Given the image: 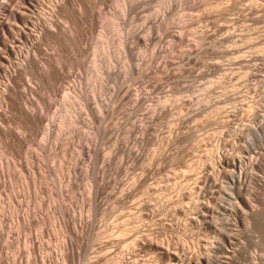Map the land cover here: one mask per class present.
<instances>
[{"label":"rangeland","instance_id":"rangeland-1","mask_svg":"<svg viewBox=\"0 0 264 264\" xmlns=\"http://www.w3.org/2000/svg\"><path fill=\"white\" fill-rule=\"evenodd\" d=\"M53 1L14 0L12 8L20 3L31 17L14 27L15 34L19 28L28 32L26 37L7 35L17 52L35 37L33 23ZM84 1L86 12L79 1L70 4V12L84 19L79 46L70 42L72 22L55 14L59 23L53 29L69 30V36L62 32L58 43L39 40L44 45L42 59L35 54L37 74L18 79L17 91L32 97L23 106L46 109L33 110L48 119L42 116L37 129L50 131L36 130L33 138L20 130L0 99V112L9 117L0 118V128L11 126L9 131L25 138L16 142L19 155L0 139V256L9 254L0 264H176L173 255L264 264V217L256 224L247 216L232 191L233 172L228 177L220 163L244 159L243 196L264 212V0ZM121 39L127 40L124 46ZM42 56L53 57L62 76L51 82L53 91L40 81L45 61L52 59ZM6 67L0 65V81ZM254 124L262 136L252 131ZM225 232L233 243L222 241Z\"/></svg>","mask_w":264,"mask_h":264},{"label":"bare ground","instance_id":"bare-ground-1","mask_svg":"<svg viewBox=\"0 0 264 264\" xmlns=\"http://www.w3.org/2000/svg\"><path fill=\"white\" fill-rule=\"evenodd\" d=\"M17 1V0H16ZM30 0H21V4H25V3H27V2H29ZM43 1V0H42ZM76 1H79V5H80V7H81V11L83 12H86L87 11V6H86V3H85V1L84 0H76ZM87 1H89V0H87ZM95 2H97L98 4L101 2H98V0L96 1V0H94ZM94 1H92V2H94ZM103 1V0H102ZM106 2H107V0H105ZM105 1L103 2V3H105ZM1 2H2V0H1ZM14 2V0H5V1H3L2 3H1V5H0V47L2 46V48L4 49L3 51H1V48H0V61H1V66L2 65H6V66H8L9 67V69L7 70V72H6V74H4L5 75V77H4V81H0V99H2L4 102H5V104H6V106H7V108H10V112L12 111V112H14V120L18 123V127H19V129L20 130H23L24 132H28V133H30L31 135H32V133L34 134V133H36V130H38L37 129V127H39L40 128V123H43L44 124V116L43 115H41V116H39L41 113L40 112H42L43 113V109H45V108H43V107H40V108H42L41 109V111L39 112L40 114L38 115V111H37V113L36 112H34L33 110H36V109H38L36 106H34V107H36L35 109H32V108H34L32 105V107L31 106H29V109H30V107H31V109H32V111H29L26 107H24L23 106V103L24 102H26V104H30V99L32 98L31 96V98L29 97L28 99H27V95H26V92L24 91L23 92V90H22V92H18L17 90H19V89H17L18 88V79L20 78V77H24V75H26V74H30V73H34L35 75L37 74V72L38 71H36L37 69H38V67H39V62H37V60H38V58L36 59L35 57V54H37L38 56L37 57H39L40 58V56H39V54H38V52L39 51H41L42 50V48H41V46H43V45H39L41 42H44V41H41V40H44L43 38H47V37H50V39L51 38H54V40H55V42H57L56 41V39L55 38H58L59 37V34H61L62 32H63V30H62V27L60 28V27H57V28H59V29H61V33H59L58 34V32L55 30V29H53L55 26H57V24L59 23V22H55V18L53 19V17L55 16V14H59V15H61V16H63V17H66L69 21H71L72 22V24H73V28H72V31H73V34H72V36H70V37H72L71 38V41L70 42H72V44L74 45V46H76L77 45V47L79 46L78 45V40L80 39V37H81V25H82V22L84 21V19H83V21H82V19H80V18H76L75 17V14L73 15L72 13L74 12L73 10V12L71 13L70 12V9H72V8H70V4H71V0H54L52 3H51V6L49 7V10L48 11H45V12H42L41 13V15H39L38 17H36V21L33 23V27H34V31H35V37L33 38V39H31L29 42H27V43H29L28 44V46L26 47V48H24L23 47V49H21V51L20 52H17L16 51V46H14V44L13 43H9L8 41H7V35H13L14 34V36L16 37V35L18 36V37H20V38H24V37H26L27 36V33L25 32V30L23 29V28H19L18 29V31L19 32H17L16 34H15V32H14V27H15V24L16 23H19V22H22V21H24V19L26 18V16L28 17V15H25V12H24V9H23V7H22V5L19 3V5H18V7H16L15 6V8H12V3ZM94 2V3H95ZM18 2H15V4L14 5H16ZM35 3V2H34ZM38 3V2H37ZM74 3H75V1H74ZM74 3H72V5L74 4ZM41 4V3H40ZM92 4V3H91ZM12 5V6H11ZM21 5V6H20ZM77 5V4H76ZM25 6V5H24ZM133 6V5H132ZM26 7V6H25ZM77 7V6H76ZM92 7V6H91ZM130 7H129V5H128V9H129ZM132 8V7H131ZM133 8H135L134 6H133ZM27 9V8H26ZM29 9H31V8H29ZM75 9V8H74ZM78 9V10H79ZM79 10V11H80ZM96 10V9H95ZM76 11V10H75ZM94 11V10H93ZM126 11V10H125ZM132 11V10H131ZM94 12H96V11H94ZM170 12V11H169ZM29 13V12H28ZM75 13V12H74ZM93 13V12H92ZM130 13H132V12H130ZM129 13V14H130ZM78 14V13H77ZM3 15H6L5 17H2ZM33 15V14H32ZM83 15L84 16H86L84 13H83ZM83 15H82V17H83ZM168 15V14H167ZM57 16V15H56ZM30 17V16H29ZM28 17V18H29ZM81 17V16H80ZM31 18V17H30ZM87 18V17H86ZM263 18V17H262ZM88 19V18H87ZM93 19H94V17H93ZM32 21V20H31ZM57 21V20H56ZM93 21V20H92ZM260 21V20H259ZM164 22V21H163ZM28 24V23H27ZM61 24V23H60ZM90 24H92V23H90ZM65 25V24H64ZM87 26H89L88 24H86ZM17 26V25H16ZM23 26V25H22ZM28 26H29V24H28ZM31 26V25H30ZM61 26H62V24H61ZM70 26V25H69ZM32 27V28H33ZM71 27H72V25H71ZM91 28V27H90ZM58 29V30H59ZM69 29H71V28H69ZM85 29H86V27H85ZM67 30V29H66ZM27 31V30H26ZM33 31V30H32ZM33 31V32H34ZM69 31V30H68ZM68 31H64V32H68ZM71 31V30H70ZM64 32H63V34H64ZM94 32V31H93ZM133 32H131V34H132ZM134 34V33H133ZM133 34H132V36H133ZM66 35L67 36H69L67 33H66ZM65 34H64V36L63 37H65L66 36ZM92 35H93V33H92ZM184 36V35H183ZM9 37V36H8ZM29 37H30V34H29ZM61 37V36H60ZM59 37V38H60ZM63 37H61L62 39H63ZM131 37V36H130ZM136 37V36H135ZM135 37H133V38H135ZM20 38H18V39H20ZM58 38V39H59ZM60 38V39H61ZM132 37H131V39H133ZM150 38V37H149ZM8 39H10V38H8ZM66 39V38H65ZM69 38H67V40H68ZM126 39H129V41H130V38H128V37H126ZM125 39V41L124 40H122V42H121V45L122 46H124L125 45V42L127 41ZM16 40V39H15ZM24 40V39H23ZM39 40L41 41L40 43H39ZM49 40V39H48ZM53 40V39H52ZM67 40H65V41H67ZM148 40V39H147ZM21 41V40H20ZM58 41H60V40H58ZM62 41V40H61ZM133 41V40H132ZM132 41H130V42H132ZM12 42V41H11ZM25 42V41H24ZM46 42H47V40H46ZM63 42H64V40H63ZM63 42H59V43H61V46H62V43ZM135 42V41H134ZM16 43V42H15ZM39 43V44H38ZM45 43V42H44ZM58 43V42H57ZM68 43V42H67ZM133 43V42H132ZM132 43H129L128 42V44H132ZM64 44V43H63ZM127 44V45H128ZM30 45V46H29ZM38 45L40 46V48L41 49H39V47H38ZM65 46V45H64ZM127 47V46H126ZM130 47H132V45L130 46ZM59 48V47H58ZM44 49V48H43ZM127 49H128V47H127ZM156 49V48H155ZM18 50V49H17ZM20 50V49H19ZM43 51V50H42ZM164 51V50H163ZM3 55H2V54ZM153 53V52H152ZM155 53V52H154ZM44 54H46V51H45V53ZM48 55H49V53H47ZM16 57L17 58V61H18V63H17V61H16V63L17 64H13L12 63V58L13 57ZM47 56V55H46ZM49 56H52V55H49ZM57 56V55H56ZM60 56H62L61 54L59 55V57ZM153 56V55H152ZM43 57V56H42ZM64 57V56H63ZM44 58V57H43ZM50 58H52L51 59V62L50 61H45L44 59H50ZM58 58V57H57ZM61 58V57H60ZM40 59H42V58H40ZM39 59V60H40ZM43 60L45 61V64L44 65H46L45 67H46V69H45V71H44V73H43V71H42V75H41V80L40 81H42L43 83H44V87H45V85L46 84H50V87H52V90L51 89H49L50 87H49V85H48V89L49 90H51V91H53V88H55L56 89V84L54 85V86H56V87H54V86H51V82L54 80L55 81V79H56V77H57V71H56V68L53 66V64H52V61H54L53 59V57H45ZM13 61H15V60H13ZM42 61V60H41ZM55 61H59V58H58V60H55ZM60 62V61H59ZM151 62V61H150ZM41 63H43V62H41ZM40 63V65H42ZM54 63V62H53ZM63 63V62H62ZM55 64V63H54ZM56 64H59V63H57L56 62ZM61 64V63H60ZM134 65V64H133ZM167 65V64H166ZM61 66H64L63 64L61 65ZM141 66V65H140ZM8 67H6V69L8 68ZM44 67V68H45ZM58 67H60V66H58ZM103 67V66H102ZM40 68V67H39ZM41 68L43 69V66H41ZM61 69H63L62 67H60ZM133 68V67H132ZM41 69V70H42ZM59 69V68H58ZM61 69H59V70H61ZM39 70V69H38ZM58 70V71H59ZM130 70H131V68H130ZM106 71V70H105ZM114 71V70H113ZM113 71H112V73H113ZM36 72V73H35ZM61 72V71H60ZM132 72V71H131ZM5 73V72H4ZM111 73V72H110ZM109 73V74H110ZM132 73H134V70H133V72ZM3 75V76H4ZM66 74L64 73V75H63V77L65 76ZM2 76V77H3ZM27 76V75H26ZM31 76V75H30ZM34 76V75H33ZM59 76V75H58ZM61 76V75H60ZM60 76H59V78H60ZM112 76V75H111ZM29 77V76H28ZM36 77V76H35ZM38 77H40V76H38ZM37 77V78H38ZM62 77V76H61ZM113 77V76H112ZM30 79H31V77H29ZM33 78V77H32ZM37 78H34V81H35V79H37ZM67 78V77H66ZM22 79H25V77L24 78H22ZM28 79V78H27ZM63 80L65 79V78H62ZM3 80V79H2ZM20 80V79H19ZM39 80V79H38ZM56 80H58V78L56 79ZM62 80V81H63ZM23 81V80H22ZM21 81V82H22ZM32 81V80H31ZM37 81V80H36ZM40 81H39V83H40ZM53 81V82H54ZM20 82V81H19ZM42 82L40 83V84H37V85H41L42 86ZM59 82L61 83V81H60V79H59ZM27 83V82H26ZM26 83H24V86H26L25 84ZM28 83H30V82H28ZM55 83V82H54ZM54 83H52V84H54ZM57 83V82H56ZM22 84H23V82H22ZM33 84V83H32ZM59 85V84H58ZM29 86V85H28ZM31 86V85H30ZM29 86V87H30ZM40 86V87H41ZM47 86V85H46ZM27 87V86H26ZM43 87V86H42ZM63 87H65V86H63ZM62 87V84H61V88H63ZM70 87V86H69ZM25 88V87H24ZM32 88V86L29 88V89H31ZM34 88V87H33ZM74 88V87H73ZM72 88V89H73ZM76 88H77V86H76ZM23 89V88H22ZM35 89H37V87L35 86ZM58 89H59V86H58ZM64 89V88H63ZM62 89V90H63ZM65 89H68V87H66ZM64 89V90H65ZM21 90V89H20ZM33 90V92L35 91L34 89H32ZM31 91V90H30ZM29 91V92H30ZM37 91H39V89L37 90ZM56 91V90H55ZM74 91V90H73ZM76 91V90H75ZM28 92V93H29ZM32 92V91H31ZM58 92V91H57ZM57 92H55L56 94H57ZM77 92V91H76ZM79 92V91H78ZM119 92V91H118ZM121 92V91H120ZM27 93V94H28ZM35 93V92H34ZM61 93V92H60ZM63 93V92H62ZM64 93H66V95L67 96H71V92L69 91V90H66V92L64 91ZM117 93V92H116ZM31 94V93H30ZM40 95V93H36V95ZM59 94V93H58ZM77 94V93H76ZM83 94V93H82ZM86 94V93H85ZM32 95V94H31ZM117 95V97H118V94H116ZM29 96V95H28ZM81 96V95H80ZM80 96H78L79 98H80ZM41 97V96H40ZM76 97V96H75ZM99 97V96H98ZM42 98V97H41ZM88 98V97H87ZM45 99V101H46V98H44ZM82 99H84V96H83V98ZM86 99V98H85ZM101 99V98H100ZM117 99V98H116ZM123 99V98H122ZM121 99V100H122ZM86 100H88L89 101V99H86ZM94 100V99H93ZM96 100H98V98L96 99ZM138 100V99H137ZM136 100V101H137ZM142 100V99H141ZM1 101V100H0ZM81 101V100H80ZM88 101H86V103H88ZM91 101V100H90ZM114 101V100H113ZM32 102H35V101H31V103ZM44 102V101H43ZM82 102V101H81ZM101 103H102V101H100ZM99 102V103H100ZM112 102V101H111ZM115 102V101H114ZM36 103V102H35ZM49 103V102H48ZM83 103V102H82ZM140 103V102H139ZM4 104V103H3ZM3 104H2V106H3ZM26 104H24L25 106H26ZM42 104H46L47 105V103L45 102V103H42ZM84 104V103H83ZM89 104V103H88ZM88 104L86 105L87 107H88ZM90 104H92V103H90ZM94 104H96V101H95V103ZM33 105H34V103H33ZM37 105V104H36ZM49 105V104H48ZM96 105H100V104H96ZM106 105V104H105ZM1 106V107H2ZM86 106H84V107H86ZM90 106V105H89ZM39 107V106H38ZM44 107H46V106H44ZM48 107L49 106H47L46 108L48 109ZM91 107V106H90ZM90 107H88V108H90ZM99 107V106H98ZM6 107H4V109H5ZM7 108H6V110H7ZM39 108V109H40ZM51 108V107H50ZM49 108V109H50ZM104 108H105V106H104ZM3 109V108H2ZM38 109V110H39ZM91 109V108H90ZM105 109H107V108H105ZM0 110H1V108H0ZM43 110V111H42ZM46 110V109H45ZM51 110V109H50ZM89 110V109H88ZM92 110V109H91ZM95 110L96 109H93L92 111L94 112V113H96L95 112ZM99 110V109H98ZM97 110V112H100V111H98ZM261 110V109H260ZM2 111H4V110H2ZM8 111V110H7ZM105 111H107V110H105ZM6 112V111H5ZM92 112V113H93ZM113 112V111H112ZM157 112H158V110H157ZM259 112V111H258ZM105 112H103V114H104ZM262 113V112H261ZM10 114H11V117H12V115H13V113H9V116H10ZM43 114H45V111H44V113ZM91 114V113H90ZM99 113H97V115H98ZM260 114V113H259ZM264 115V114H263ZM44 118H43V117ZM47 116V115H46ZM90 116V115H89ZM75 117V116H74ZM94 117H96L95 115H94ZM98 117H100V115H98ZM263 117V116H262ZM0 118H1V120L2 121H4V122H6V121H9V117H7L5 114H3V113H1L0 112ZM258 118V117H257ZM46 119V118H45ZM72 119V118H71ZM78 119V118H77ZM100 119V118H99ZM104 119V118H103ZM103 119H101V120H103ZM106 119V118H105ZM1 120H0V122H1ZM48 119H46V121H47ZM72 120H74V119H72ZM71 120V121H72ZM94 120L96 121V119L94 118ZM100 120V121H101ZM253 120H255V119H253ZM50 121H52L51 119H50ZM11 122V121H10ZM53 122V121H52ZM103 122V121H102ZM47 123V122H46ZM74 123H75V121H74ZM255 123H256V121H255ZM3 124V123H2ZM5 124V123H4ZM48 124V123H47ZM53 124V123H52ZM253 124V123H252ZM260 124V123H259ZM6 125V124H5ZM39 125V126H38ZM106 125V124H105ZM104 125V126H105ZM1 126V125H0ZM46 127H47V125H45ZM50 125H48V127H49ZM101 126V125H100ZM99 126V127H100ZM146 126V125H145ZM10 127L11 126H8V128L10 129ZM45 127V128H46ZM47 127V128H48ZM98 127V128H99ZM252 127V131L254 130V131H257V132H259V134L261 133V136H262V129H261V127L260 126H258L257 124H254L253 126H251ZM2 128H4V125H3V127ZM2 128H0V139H1V142L2 143H4V145L8 148V150H11L12 152H14V154H18L19 155V149H18V146L16 145V142L18 141V142H21V137L19 136V135H16V134H14V133H12L11 131H9V129L7 128H5V129H2ZM44 128V129H45ZM14 129V128H13ZM49 129V128H48ZM146 129V128H145ZM250 129V128H249ZM14 130H16V129H14ZM40 130H43V129H40ZM40 130H38V131H40ZM46 130V129H45ZM107 130V129H106ZM142 130H144V128L142 129ZM19 131V130H18ZM48 131H50V129L48 130ZM48 131H46V132H48ZM54 131V130H53ZM53 131H51V132H53ZM105 131V130H104ZM42 133L44 132V133H46L44 130L43 131H41ZM22 133V132H21ZM26 133H24V134H26ZM55 133V132H54ZM53 133V134H54ZM254 133V132H253ZM256 133V132H255ZM254 133V134H255ZM19 134V133H18ZM52 134V133H51ZM59 134L60 133H58V136H59ZM62 134V133H61ZM142 134V133H141ZM21 135H23V133L21 134ZM35 135V134H34ZM39 135V134H38ZM47 135V134H46ZM23 136H25V135H23ZM27 137V136H26ZM37 137V135H35V136H33V138H36ZM39 137V136H38ZM53 137H54V135H53ZM258 137V136H257ZM23 139H25L24 137H22ZM30 138V137H29ZM33 138H31L32 139V141H33ZM49 138H50V136H49ZM48 138V139H49ZM51 138H52V136H51ZM51 138H50V140H51ZM58 138V137H57ZM61 138V137H60ZM64 138V137H63ZM28 138H26V140H27ZM46 139V138H45ZM47 139V140H48ZM140 139V138H139ZM64 140V139H63ZM25 141V140H24ZM29 141H31V140H29ZM61 141V140H60ZM26 142H28V140L26 141ZM62 142V141H61ZM22 143V142H21ZM19 144V147H20V143H18ZM67 145V144H66ZM22 148V147H21ZM86 149V148H85ZM22 150V149H21ZM20 150V151H21ZM25 150V149H24ZM264 151V150H263ZM260 152V151H259ZM22 153V152H21ZM261 153V152H260ZM264 154V153H263ZM228 155V154H227ZM259 156V155H258ZM261 156H262V154H261ZM260 156V157H261ZM250 158L252 159V157L250 156ZM223 159V158H222ZM244 159L243 158H241V157H234V158H224L223 160H221V164L224 166V170H225V174L228 176V171L230 170V171H232L233 173H232V185H234V188L232 189V191H233V194L235 195V198L236 199H238L239 201H240V203L247 209V212L249 213V215H247V216H249L250 217V219L251 220H253V222L254 223H256V224H259L260 223V221L261 220H263L262 218L264 217V212H262V209L260 210L259 209V207L257 206H255V205H253V203H251L250 201H249V199L247 200L246 198H244V196H243V192H244V189H245V185H246V182H247V180H248V176L247 175H245V171L246 170H244V161H243ZM258 160V159H257ZM262 160V159H261ZM256 161V160H255ZM259 162V161H258ZM253 163V162H252ZM255 163V162H254ZM220 164V165H221ZM248 165V164H247ZM250 166V165H249ZM248 166V167H249ZM252 167H253V165H252ZM247 168V167H246ZM255 169V168H254ZM249 171H251L250 169H249ZM253 171V170H252ZM251 173V172H250ZM249 173V174H250ZM252 173H254V172H252ZM205 174H207V173H205ZM204 174V175H205ZM224 174V173H223ZM231 173H229V175H230ZM211 175V174H210ZM210 175H207L206 177H208V176H210ZM212 175H214V174H212ZM255 175V174H254ZM253 175V176H254ZM231 176V175H230ZM230 176H228V177H230ZM252 176V175H251ZM258 176V175H257ZM205 177V176H204ZM203 177V178H204ZM223 177V176H222ZM251 178V177H250ZM255 178V177H254ZM75 179V178H74ZM215 179V178H214ZM257 179V178H256ZM218 180V179H217ZM251 180V179H250ZM262 180H264V179H262ZM104 181V180H103ZM204 181V180H203ZM254 181V180H253ZM208 181H206V183H207ZM249 183H251V182H249ZM256 183V182H255ZM254 183V184H255ZM213 184V183H212ZM211 184V185H212ZM207 185V184H206ZM215 185V184H214ZM205 186V185H204ZM213 186V185H212ZM101 187V186H100ZM203 189V188H202ZM254 189V188H253ZM100 190V189H99ZM98 191V190H97ZM96 191V192H97ZM252 191H254V190H252ZM95 192V193H96ZM200 192V191H199ZM204 192H206V191H204ZM249 192H251L250 191V188H249ZM248 192V193H249ZM255 192V191H254ZM253 192V193H254ZM201 193H202V191H201ZM247 193V192H246ZM96 194H98V193H96ZM257 194V193H256ZM247 195H249V194H247ZM246 195V196H247ZM251 195H253V194H251ZM258 195V194H257ZM204 196V195H203ZM250 196V195H249ZM254 196V195H253ZM248 197V196H247ZM251 198V197H250ZM256 198V197H255ZM252 200H255V199H252ZM209 201V200H208ZM234 201V200H233ZM236 201V200H235ZM256 201H258V200H256ZM255 201V202H256ZM263 202V201H262ZM234 203V202H233ZM264 203V202H263ZM238 205V204H237ZM260 205V204H259ZM209 206V205H208ZM233 206V205H232ZM264 207V205L262 206V208ZM207 211H210V209L209 208H206V207H204ZM233 208V207H232ZM235 208V207H234ZM203 209V208H202ZM237 209H238V207H237ZM204 210V209H203ZM235 210V209H234ZM263 210H264V208H263ZM198 211H200V210H198ZM227 211V210H226ZM244 210H242V212H243ZM65 212V211H64ZM213 212V211H212ZM232 212H233V209H232ZM236 212H237V210H236ZM245 212V211H244ZM243 212V213H244ZM207 213V212H206ZM203 214V213H202ZM205 214V213H204ZM203 214V215H204ZM209 215H211L210 213H208ZM227 214H229V213H227ZM246 214V213H245ZM246 216V215H245ZM244 216V218H246ZM2 217V216H1ZM199 217V216H198ZM233 217V216H232ZM235 217V216H234ZM248 218V217H247ZM4 220V219H3ZM65 220H67V219H65ZM75 220V219H74ZM77 220V219H76ZM0 221H2L1 219H0ZM70 221V220H69ZM213 221V220H212ZM212 221H209V222H211L212 223ZM226 221V220H225ZM233 221V220H232ZM234 221H236V220H234ZM264 221V220H263ZM66 222V221H65ZM75 222V221H74ZM201 222H202V220H201ZM215 222V221H214ZM240 222V221H239ZM238 222V223H239ZM248 222H250V221H248ZM76 223H78V222H76ZM75 223V224H76ZM205 223H206V221H205ZM228 223V222H227ZM233 223V222H232ZM6 224V223H5ZM213 224V223H212ZM215 224V223H214ZM216 225V224H215ZM219 225V224H218ZM228 225V224H227ZM226 225V226H227ZM232 225V224H231ZM250 225V224H249ZM4 226H6V225H4ZM66 226V225H65ZM67 226H68V224H67ZM235 226V225H234ZM69 227V226H68ZM221 227V226H220ZM220 227H219V229H220ZM248 228H249V226H247ZM4 228H6V227H4ZM218 228V227H217ZM226 228V227H225ZM234 228V227H233ZM242 228V227H241ZM247 228V229H248ZM1 229H3V227H2V224H1ZM229 229V228H228ZM6 230V229H5ZM231 230V229H230ZM230 230H228V231H230ZM249 230V229H248ZM4 231V230H3ZM216 231V230H215ZM227 231V230H226ZM245 231H246V229H245ZM251 231V230H250ZM8 232V231H7ZM221 233V232H220ZM223 233V232H222ZM221 233V234H222ZM226 233V232H225ZM236 233V232H235ZM242 233V232H241ZM3 234H5L4 232H3ZM7 234V233H6ZM1 235V234H0ZM234 236H235V234H233ZM239 235V234H238ZM237 235V236H238ZM5 236L6 235H4V238H5ZM233 236V237H234ZM3 237V236H2ZM231 236H230V234L229 235H227V233L225 234V235H222V241L225 243V245H228V243H233V242H231ZM239 239V238H238ZM1 240V239H0ZM4 240V239H3ZM29 241V240H28ZM32 241V240H31ZM38 241V240H37ZM2 242V241H1ZM35 242V241H34ZM39 242H41V241H39ZM223 242H222V245H224L223 244ZM227 243V244H226ZM236 243V242H235ZM234 243V244H235ZM239 243V242H238ZM241 243V242H240ZM239 243V244H240ZM36 244V243H35ZM242 244V243H241ZM34 245V244H33ZM32 245V246H33ZM39 245H41L42 246V243L40 244L39 243ZM243 245V244H242ZM220 246V245H219ZM245 246H246V244H245ZM44 247V246H43ZM43 247H41V249H43ZM67 247V246H66ZM238 247V246H237ZM38 248V247H37ZM70 248V247H69ZM227 248H230V247H227ZM234 248V247H233ZM39 249V248H38ZM239 249L241 250V249H244L243 247H241L240 248V246H239ZM3 250V249H2ZM1 250V251H2ZM34 250H36V247H35V249ZM240 250H238V251H240ZM0 251V252H1ZM43 251V250H42ZM42 251H40V252H42ZM231 251V250H230ZM242 251V250H241ZM246 251V250H245ZM255 251V250H254ZM68 252V251H67ZM67 252H66V254H67ZM69 252H72V251H70L69 250ZM69 252H68V254H69ZM2 253V252H1ZM34 253H36V252H34ZM33 253V254H34ZM237 253V252H236ZM7 254V253H6ZM37 254V253H36ZM67 254V255H68ZM189 254V253H188ZM227 254V253H226ZM3 255H4V252H3ZM9 255V254H8ZM7 255V256H8ZM15 255V254H14ZM17 255V254H16ZM43 255V254H42ZM224 255V254H223ZM5 256V258L7 257L6 255H4ZM4 256H0V257H4ZM36 258H37V255H34ZM48 256V255H47ZM64 256H65V252H64ZM214 256V255H213ZM213 256L212 255H205V256H202V255H190V256H186L185 255V257H183V258H178L176 255H173V261H175L176 262V264H216L215 263V260H214V258H213ZM233 256H235V255H233ZM246 256H248V255H246ZM245 256V257H246ZM250 256H251V253H250ZM254 256L255 255H253V258H254ZM18 257H21L20 255L18 256ZM32 257H33V255H32ZM43 257V256H42ZM214 257H216V256H214ZM225 257H227V256H225ZM229 257V256H228ZM231 257V256H230ZM237 257V256H236ZM238 257H239V255H238ZM12 258V257H11ZM10 258V259H11ZM34 258V257H33ZM32 258V259H33ZM73 258V257H72ZM233 258V257H232ZM231 258V259H232ZM235 258V257H234ZM242 258V257H241ZM248 258V257H247ZM259 258V257H258ZM9 259V260H10ZM15 259V258H14ZM21 260H22V257L20 258ZM31 259V258H30ZM43 259H44V257H43ZM216 259H217V257H216ZM236 259V258H235ZM246 259V258H245ZM256 259V258H255ZM0 260H2V258H0ZM4 260V259H3ZM12 261H13V259H11ZM18 260V259H17ZM20 260V261H21ZM41 260V259H40ZM230 260V259H229ZM228 260V261H229ZM234 260V259H233ZM238 260L240 261V257L238 258ZM253 260V259H252ZM252 260H251V262H250V264H255L254 262H252ZM16 261V260H15ZM44 261V263H46L47 261H48V258H47V260H43ZM46 261V262H45ZM53 261V260H52ZM68 261V260H67ZM73 261V260H72ZM241 261H242V259H241ZM255 261V260H254ZM1 262V261H0ZM6 262V261H5ZM17 262V261H16ZM32 263H34L35 261H31ZM51 262V261H50ZM218 262H220V261H218ZM246 263L247 262H249V261H245ZM245 262H241V263H245ZM256 262V261H255ZM261 261H259V263H260ZM10 263V262H9ZM14 263V262H13ZM21 263V262H20ZM28 263H29V261H28ZM37 263V261L34 263V264H36ZM232 263V262H231ZM230 263V264H231ZM4 264H6V263H4ZM16 264V263H15ZM30 264V263H29ZM38 264V263H37ZM48 264V263H47ZM52 264V263H51ZM56 264V263H55ZM175 264V263H174ZM234 264V263H233Z\"/></svg>","mask_w":264,"mask_h":264}]
</instances>
